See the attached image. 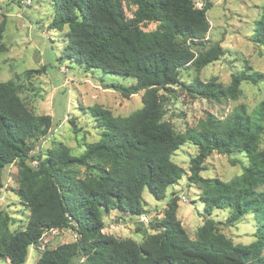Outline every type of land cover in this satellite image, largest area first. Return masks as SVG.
<instances>
[{"label":"trees","instance_id":"16d2710c","mask_svg":"<svg viewBox=\"0 0 264 264\" xmlns=\"http://www.w3.org/2000/svg\"><path fill=\"white\" fill-rule=\"evenodd\" d=\"M132 2L136 10L128 17L124 0H54L55 15L48 27L68 26L64 54L87 68L135 77L133 84L115 86L125 98L143 91V107L128 116L92 107L104 131L81 154L74 155L63 142L46 156L31 154L30 139L46 134L51 118L28 108L15 79L0 81V185L3 169L17 163V193L30 210L26 227L18 231L10 229L12 217L0 212V257L25 264L30 247L39 245L46 231L72 228L77 239L46 248L38 264H74L79 256L85 257L83 264H264V149L260 148L264 99L251 112L240 104L223 119L209 115L197 127L177 132L164 119L160 91L180 82V70L194 66L201 71L225 54L219 43L198 52L191 46L204 43L212 3L197 7L194 0ZM145 23H155L156 28L146 30ZM3 31L5 20L0 38ZM253 41L264 45V11ZM246 79L258 78L234 73L228 86L196 78L188 90L210 99L235 100ZM188 141L198 146L189 180L200 186L206 213L228 208L231 224L253 213L258 222L256 239L235 243L210 217L198 228L197 237L190 238L177 216L178 195L170 198L164 216L156 221L159 231L142 242L105 233L103 210L118 208L141 215L145 189L158 199L166 197L167 188L185 173L172 154ZM214 151L244 153L248 164L228 181L203 177L204 162ZM90 164L96 173L79 177L74 170L76 165Z\"/></svg>","mask_w":264,"mask_h":264},{"label":"rangeland","instance_id":"374dc122","mask_svg":"<svg viewBox=\"0 0 264 264\" xmlns=\"http://www.w3.org/2000/svg\"><path fill=\"white\" fill-rule=\"evenodd\" d=\"M197 7L207 2L212 6L207 12L210 29L203 45H193L198 51H206L219 43L225 54L207 64L201 71L194 66L180 70V82L171 90H161L164 101V119L170 121L177 132L197 127L201 119L209 115L223 119L237 106L244 104L251 112L264 99V45L253 41L257 20L264 11V0H194ZM128 17L136 6L132 0H124ZM0 24L5 20V31L0 38V81L15 79L20 96L28 108L38 116L51 118L46 134L30 139L31 154L46 156L60 142L67 144L74 155L84 151L88 143L100 139L104 128L98 122L92 107L108 108L115 116H128L143 107V91L125 98L115 86L136 82L133 76H123L91 69L64 54L67 45L68 26L63 30L50 29L48 24L55 15L54 0H0ZM146 30L156 28L155 23H145ZM234 73L257 76V81L246 79L241 84L238 99L215 100L193 95L188 86L200 78L216 80L228 86ZM75 129L78 131L75 132ZM260 148L264 149V134ZM198 153L197 144L188 141L172 154V160L184 168L183 177L166 190V197L158 199L148 189L143 192L145 212L133 215L121 209L103 210V231L118 238H132L142 242L145 236L157 233L156 221L164 216L168 201L178 195L177 216L190 238L197 237V230L205 218L218 222V229L235 243L249 244L256 239L258 222L253 213L243 216L235 224L228 222L231 210L215 208L207 214L198 184L190 182L191 159ZM231 159L237 160L236 164ZM35 165L36 162H31ZM248 158L244 153L223 154L214 151L204 162L203 177H219L225 181L242 174ZM18 165L12 163L3 169L0 185V212L13 221L12 231L26 227L30 210L20 199L18 191ZM79 177L96 173L91 167L76 165ZM77 239L72 228L53 229L44 233L39 245L31 246L25 264H38L46 248ZM79 256L74 264H83ZM0 264H11L9 258L0 257Z\"/></svg>","mask_w":264,"mask_h":264}]
</instances>
